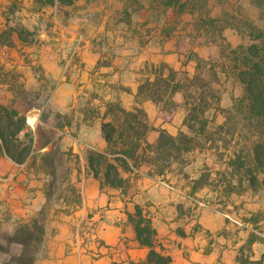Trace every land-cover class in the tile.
<instances>
[{"label":"rangeland","instance_id":"obj_1","mask_svg":"<svg viewBox=\"0 0 264 264\" xmlns=\"http://www.w3.org/2000/svg\"><path fill=\"white\" fill-rule=\"evenodd\" d=\"M186 2L187 11L179 13L161 0H0V123L11 134L18 116L24 117L27 126L16 137L32 146L23 163L0 146V231L7 242L21 223L43 224L35 264H131L144 258L149 249L128 223L137 206L157 230L156 248L170 254L173 264H255L262 258L264 172L253 186L232 175L240 132L227 147L222 139L196 147L164 174H152L148 164L125 168L120 154L109 155L127 178L126 188L105 184L90 166L92 151L107 150L108 117L92 112L84 122L87 109L104 112L111 100L128 109L137 105L135 92L143 79L154 77L153 63L166 61L192 75L202 59L219 74L214 84L220 106L243 96L225 50L251 39L231 24L248 17L264 27V7L253 0ZM175 99L171 109L152 100L140 103L153 126L151 142L161 129L189 131V106L182 94ZM210 117L216 124L225 119L214 110ZM47 133L56 136L38 151ZM232 177L235 186L228 183ZM199 178L207 183L194 190ZM21 251L12 241L0 251V264H17L12 256Z\"/></svg>","mask_w":264,"mask_h":264},{"label":"trees","instance_id":"obj_2","mask_svg":"<svg viewBox=\"0 0 264 264\" xmlns=\"http://www.w3.org/2000/svg\"><path fill=\"white\" fill-rule=\"evenodd\" d=\"M253 1L256 5L264 7V0ZM161 2L165 8H173L179 13L187 11L186 0ZM261 15L264 17V10ZM209 21L213 26L218 25V18L210 17ZM224 26L227 24L219 27L220 33ZM231 26L251 39L248 44H240L229 52L225 50L234 66L236 77L244 85L243 96L230 107L220 106L221 97L214 84L219 74L215 68L202 65V59L198 63L199 70L192 75L186 70L174 68L166 61L153 63L151 68L154 77L147 76L143 79L135 92L137 105L128 109L120 102L111 100L107 102L104 112L97 107L87 109L84 122L93 119L90 116L92 112L99 117H108L103 128L107 150L90 153V166L96 177L103 178L105 184L126 188L127 178L120 176L118 164L111 161L109 155L120 154L123 157V163L120 165L125 168L130 169V162L138 166L148 164L152 167V174H164L173 162H181L185 154L196 147L208 142L218 145L219 139H222L227 147L235 134L240 132L243 141L232 161V175L241 185L248 181L247 185L253 186L258 181L259 173L264 172V27L248 17L240 18ZM179 93L184 96L189 106L185 117L189 131L174 135L161 129L159 136L151 142L148 135L153 126L147 111L140 103L152 100L163 109H171V105H176L175 95ZM213 110L216 114L222 112L225 115L223 122L214 123L215 118L212 120L210 117ZM18 119L20 124L11 134L10 126L0 123V146L5 155L17 163H23L30 155L32 146L24 144L16 137L18 132L27 126L24 117L18 116ZM6 123L14 125L11 124L12 119ZM9 136H14L18 140L17 143ZM113 159L118 161L119 157ZM205 183L207 182H204L203 178L197 179L194 190ZM228 183L231 186L237 185L233 177ZM128 223L133 226L140 245L149 249L144 258H134L130 261L131 264H173L170 254L156 248L157 230L141 206L128 213ZM44 233V225L38 221L21 223L13 234L7 236V242L2 240L0 231V251H7L12 241L19 243L22 245V251L13 255V259L17 264H35ZM254 263L264 264V254Z\"/></svg>","mask_w":264,"mask_h":264},{"label":"water","instance_id":"obj_3","mask_svg":"<svg viewBox=\"0 0 264 264\" xmlns=\"http://www.w3.org/2000/svg\"><path fill=\"white\" fill-rule=\"evenodd\" d=\"M56 136V133H47L45 136H43L41 142L37 146L38 151L46 150L50 142L54 140V137Z\"/></svg>","mask_w":264,"mask_h":264}]
</instances>
